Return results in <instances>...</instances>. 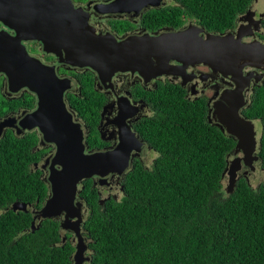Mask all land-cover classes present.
Masks as SVG:
<instances>
[{
	"label": "trees",
	"instance_id": "16d2710c",
	"mask_svg": "<svg viewBox=\"0 0 264 264\" xmlns=\"http://www.w3.org/2000/svg\"><path fill=\"white\" fill-rule=\"evenodd\" d=\"M252 1L171 0L150 14L161 26L194 20L217 33L232 29ZM184 95L173 85L156 92L154 115L143 125L156 156L148 165L131 163L117 200L100 198L85 181L88 264H264V182L253 187L247 176L238 177L227 191L236 140L207 121L205 98ZM74 103L80 115L98 116L95 99ZM251 107L264 169V89ZM36 143L34 135L0 139V264H71L74 247L62 243L59 224L44 219L32 226L33 215L22 211L47 198L46 184L31 172ZM15 204L20 208L13 210Z\"/></svg>",
	"mask_w": 264,
	"mask_h": 264
},
{
	"label": "water",
	"instance_id": "95a60500",
	"mask_svg": "<svg viewBox=\"0 0 264 264\" xmlns=\"http://www.w3.org/2000/svg\"><path fill=\"white\" fill-rule=\"evenodd\" d=\"M159 0H136L135 2L116 1L110 5H97L100 12H122L125 7L136 4L137 7L151 5L155 7ZM87 14L81 7L74 8L71 0H0V23L14 32V36L0 31V74L5 75L10 92L26 89L37 100L36 109L28 114L20 125L25 129L37 128L42 136L41 142L55 146V154L51 158L50 168L59 169L49 173V197L42 208L36 212L38 220L63 217L66 223L61 228L71 227L69 218L78 217L79 203L75 205L76 186L79 181L92 176L100 178L110 174H122L128 167L130 149L124 144L106 152L85 154L83 136L80 126L74 122L63 103V92L68 84L59 80L53 68L42 65L31 57L21 45V41L40 42L43 51L53 54L62 63L77 67H88L95 71L101 79L109 78L114 72L130 71L148 79L155 78L171 70L170 61L179 64L204 62L213 71L225 73L223 62L231 58L242 62L250 54L244 44L232 34H207V39L198 41L189 29L180 32L162 34L158 37H125L117 40L110 35H95L86 29ZM196 47H198L196 49ZM254 56H258L259 47L253 48ZM252 57L251 65L255 59ZM243 62L238 65L239 69ZM177 68L170 73L179 74ZM234 69L229 68L227 73ZM148 72L151 74L147 75ZM241 76L233 79L235 83ZM241 88L224 92L213 104V115L217 116L220 128L228 136L236 140L233 150L235 158L228 162L227 191L231 192L238 179V172L245 167L253 168V157L256 151L255 132L252 123L238 115L241 99ZM0 123V131L5 126ZM241 154L242 158L236 157ZM243 162V163H241ZM20 205H13V210ZM75 209V210H74ZM72 210L75 211L71 212ZM25 213H34L28 204L22 206ZM33 219L32 226L34 225ZM72 231V230H71ZM76 232V245L72 255V264H84L89 261L85 257L87 245L79 230Z\"/></svg>",
	"mask_w": 264,
	"mask_h": 264
},
{
	"label": "flooded vegetation",
	"instance_id": "af4514ba",
	"mask_svg": "<svg viewBox=\"0 0 264 264\" xmlns=\"http://www.w3.org/2000/svg\"><path fill=\"white\" fill-rule=\"evenodd\" d=\"M74 8L81 7L87 14L86 29L95 35H110L117 40L125 37H158L162 34L173 33L179 36L180 32L185 29L190 30L194 35V39L202 41L207 39V34H232L236 39L244 44V48L250 54L248 58L242 62H237L231 58H225L223 65L224 72L213 71V69L204 62L191 63L190 60L184 64L177 61H170L171 70H167L168 74L162 73L155 78L149 76L148 79L142 77L139 72L117 71L110 75L109 78L101 79L99 75L88 67H77L66 63H61L53 54L43 51L42 45L37 41H21V45L26 49L29 56L37 59L42 65L51 67L55 76L68 84L67 89L63 92V103L65 109L70 113L71 118L76 122L82 131L83 144L85 146V154L96 152H106L115 149L118 145L130 149L128 167L118 175L110 174L100 178L92 176L88 179L79 181L76 186L75 205L79 203V215L81 221L77 223L78 217L69 218L68 226L71 229L65 230L61 228L62 223H66L63 217H57L55 220L59 224L60 237L62 243L69 242L75 250L76 232L79 230L84 243L87 245L85 257L90 258L91 250L89 247L90 240L84 229V222L89 213L87 203L80 195L84 188V183L89 180L91 187L96 190L100 198L117 200L121 191V182L123 175L128 171L133 161L148 164L156 156V153L150 147L147 139L143 136V125L153 117L154 110L152 101L156 99V92L160 87L167 85L178 86L184 91V99L197 100L205 98L209 107L207 121L211 124L218 125L217 116L213 115V104L218 101L224 92L236 91L237 87L241 88L240 95L241 106L238 115L245 121L252 123L255 132L256 148L259 140L260 124L258 117H252V103L255 96L264 89V10L259 11L257 0H253L248 8L237 16L234 27L232 29L211 33L200 26L194 20H187L186 23L179 27L169 25H159L152 21L151 12L168 8L171 0H159L158 5H143L137 7L136 4L131 7H125L122 12H100V8L95 9L97 5H110L113 2H129L136 0H71ZM0 31L14 36V32L7 26L0 23ZM259 47L258 56H254L253 48ZM198 47H196L197 49ZM255 57L251 65L252 57ZM246 62L248 64H240ZM177 68L179 74L170 73ZM229 68H233L232 72L227 73ZM151 74L148 72L147 75ZM241 76V80L235 83L233 79ZM75 99L89 100L95 99L100 106L98 116L93 118L87 114L80 115L75 107ZM36 97L26 89H19L16 92H10L8 81L5 75L0 74V123L6 125L0 131V139L7 134L14 137H25L26 135H34L37 138L36 146L33 151L36 153L35 161L31 172L38 173L40 179L49 188L47 178L50 171L59 169V166L50 168V160L55 154V146L51 143H42V136L37 128L25 129L21 127L20 122L28 114L36 109ZM90 140H95L91 142ZM238 157V156H236ZM242 158V155L239 156ZM256 161L253 162V168L242 165L239 175H248L255 169L254 164H261L256 155H253ZM37 158V160H36ZM243 163V162H241ZM49 189L47 198L49 197ZM46 198V199H47ZM46 199L34 208L33 219L38 220L36 212L44 205ZM38 205V202L35 204ZM75 210V209H74ZM72 210L71 212L75 211ZM51 220V219H50ZM72 230V231H71ZM74 253V252H73ZM73 262H71L72 264ZM84 264H87L84 263Z\"/></svg>",
	"mask_w": 264,
	"mask_h": 264
},
{
	"label": "rangeland",
	"instance_id": "374dc122",
	"mask_svg": "<svg viewBox=\"0 0 264 264\" xmlns=\"http://www.w3.org/2000/svg\"><path fill=\"white\" fill-rule=\"evenodd\" d=\"M258 5V6H257ZM257 6V8L259 11L264 10V0H257V4L255 5V7ZM237 20V18L235 19V21ZM236 156H240V153L237 154ZM235 158V156L233 154H231V157L229 159V161L231 162L233 159ZM150 164L151 160L148 161ZM146 164V165H148ZM255 169L253 171H250L251 173L248 175V181L249 183L253 186V187H257L260 183L264 182V169H261L260 164L256 163L254 164ZM242 174L241 172H238V177H243L245 175H239ZM228 179H225V184L227 183ZM88 264V263H87Z\"/></svg>",
	"mask_w": 264,
	"mask_h": 264
}]
</instances>
